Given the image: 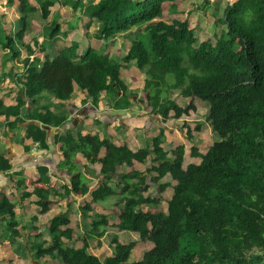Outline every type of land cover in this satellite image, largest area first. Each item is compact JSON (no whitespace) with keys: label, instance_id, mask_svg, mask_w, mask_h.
<instances>
[{"label":"trees","instance_id":"obj_1","mask_svg":"<svg viewBox=\"0 0 264 264\" xmlns=\"http://www.w3.org/2000/svg\"><path fill=\"white\" fill-rule=\"evenodd\" d=\"M19 1L18 24L0 29V47L16 72L10 85L0 87L8 89L5 95L16 89L12 104L0 96V117L21 119L25 114L30 122L26 136L43 147L39 132L47 135L44 127L62 128L69 120L65 111L56 112L44 100L56 98L66 107L64 103L78 89L95 112L103 95L115 109H128L136 92L123 73L136 68L146 76L150 108L145 113L162 122L152 143L138 149L98 133L79 131L75 137L66 128L65 137L58 136L56 143H61L63 154L60 167L70 178L58 189L52 184L53 164L38 166L40 177L33 190L22 172L15 173L21 177L17 186L22 202L35 196L28 204L29 209L36 208L33 220L59 199L67 203L64 212L46 222L44 231L43 224L35 222L18 227L16 202L0 196V218H11L8 229L16 238L30 232L24 236L27 243L22 241L30 255L37 260L46 257L39 264H52V260L60 264H264V0H235L214 12H210L214 3L207 0ZM61 2L71 6L70 15H89L86 27L98 25L96 36L108 50L88 46L78 51L73 43L52 56L46 53L43 59L35 56L23 63L20 46L28 57L36 52L24 43L36 11H41L45 22L39 35L51 39L62 24L57 21L60 16L51 23L49 18ZM200 10H205V19L199 17ZM172 13L181 16H169ZM120 34L131 43L116 54L113 46ZM35 44L43 51L44 42L35 39ZM8 75L4 72L0 83ZM197 100L208 105L207 121L219 139L205 153L193 146L192 155L200 160L185 165L184 145L163 147L164 124L196 109ZM96 122L104 123L101 117ZM78 154L91 166L99 163L102 181L96 186L75 161ZM11 167L0 154V171ZM111 180L116 188L109 184ZM167 186L173 192L165 210L160 195ZM74 195L84 198L76 209L88 228L82 235L72 227ZM114 195L118 198L112 217L104 209L97 211L100 202ZM108 229L115 231L106 233ZM126 230L153 242L140 259H132L134 241L120 240L119 231ZM105 234L111 253L97 255L91 242L101 244Z\"/></svg>","mask_w":264,"mask_h":264},{"label":"rangeland","instance_id":"obj_2","mask_svg":"<svg viewBox=\"0 0 264 264\" xmlns=\"http://www.w3.org/2000/svg\"><path fill=\"white\" fill-rule=\"evenodd\" d=\"M33 0H29L31 3ZM86 2L90 3L89 0H85ZM94 1V0H92ZM214 3V0H207ZM8 1L5 2L0 1V29H5L8 27L12 29L13 25L15 27L17 21H19L20 17V1L14 0V2L10 5L7 4ZM217 7H226L228 4L225 0H220L219 2L215 3ZM86 5V4H85ZM82 8V7H81ZM215 8H211L210 12H214ZM71 6L68 3H58L52 8V14L50 15V23L53 21V17L60 18L57 20L59 21L62 26L60 31L51 39H48L47 36L42 35L44 33L43 25L45 22L40 18L41 11L37 10L34 20H32V25L30 30L26 33L24 37V43H29L35 49V54L31 57L26 56V49L23 46L21 47L22 50V60L25 63L26 59L29 58L30 62L35 59V56L40 57L41 59L45 58L46 53H49L51 56L56 54L58 51L71 46L73 43L78 44V51H83L88 46H92L100 52L107 51L108 48L105 45L104 40L98 39L96 36V30H98V25L93 23L92 26L88 29L86 27L87 21L90 19L89 15L84 13H79L76 15H70ZM85 9V8H84ZM88 10V7L86 8ZM39 16V17H38ZM169 16H173L169 14ZM181 16L179 15H174ZM173 16V17H174ZM199 17L205 19V10L199 11ZM17 20V21H16ZM171 20V18H169ZM48 23V25L50 24ZM18 24V23H17ZM39 33H42L39 35ZM122 36V37H121ZM35 39L38 40L40 43L43 44V51L38 50V45L35 44ZM130 40L123 38V35L120 34L119 37L116 39L113 51L116 54H121L124 47L128 48L130 46ZM7 51L2 50L0 47V73L3 71H7L10 65H13L12 62L6 61ZM12 72L11 80H14L16 76V72L10 69ZM124 78L126 79L130 89L135 90L136 95H132V99L135 100L131 104L128 109L124 110H117L110 102L108 103L105 95L101 97L102 102L98 107V110L88 108L89 105H86L88 102L83 101V95L81 92L76 89L73 96L70 100L66 101L64 105L66 107H62L59 100L56 98H51L49 100H44L43 103H51L52 107L56 108V112L65 111L68 116L69 120L66 122L65 127L58 128V131L51 130L49 127L50 134L52 137H55V141H50L46 132L41 130L39 132V137H44L42 140V146H40L39 142L37 145L39 148L42 149H50V152L53 151L57 145V152L59 151L60 158L63 159V154L60 150V142L56 143L58 136L65 137V130L69 128L71 130V134L75 137L78 136V132L81 131L83 133H98L102 137H109L112 141L117 142L118 144L128 143L130 147L133 149H138L140 147H145L149 143H152L154 136H156L161 129V118L159 117L160 121L157 122L155 117H150L145 113V109L148 107V93L145 91V73L140 72L136 68H130L124 70ZM9 80V78H7ZM5 79H3L4 82ZM14 89V88H13ZM59 102V103H58ZM179 102L183 103V100H179ZM186 103V102H185ZM144 107H142V105ZM196 109L190 110L188 114L183 115L180 119H168L165 121V131H164V139H163V147L167 150L174 149L179 145L185 146L186 151V159L185 165L190 162H198L200 160L199 156L194 157L192 155L193 146L197 147L198 152L205 153L212 143L219 139V135L214 133L210 123L207 121V112H208V105L206 103L197 100L195 102ZM71 105H76L77 107L74 108ZM150 108V107H148ZM72 111V113H71ZM101 117L105 123L96 122V119ZM24 118V117H23ZM21 120V119H20ZM107 123V124H106ZM199 125L200 128H197ZM28 126H20L16 125L12 129L16 132V138L21 139L26 137L27 128ZM48 127V126H47ZM46 128V127H45ZM189 133H191L192 138L189 137ZM191 139H189V138ZM68 138V137H67ZM31 141H36L33 137L30 138ZM46 144V145H45ZM48 147V148H47ZM104 153V151H103ZM52 161L53 164L52 168L55 169V172L58 174V178L54 183L56 188L62 187L65 180L66 182L70 178L67 174L66 169L60 167L58 160L53 157ZM76 162L79 164V168L85 174L86 177L91 178V180L95 183L101 182L102 178L100 179V165L99 163H95L93 166L87 164V160L82 157L80 154L76 157ZM55 165V166H54ZM90 165V166H89ZM59 167V168H58ZM95 171V172H94ZM129 171V170H128ZM65 179V180H64ZM168 179V178H167ZM166 179V180H167ZM109 184L116 188L114 180L109 181ZM30 190L34 188V184L27 185ZM157 188V187H156ZM154 190L152 187L149 191ZM173 192V188L167 186L166 190L160 195V201L163 208L167 209V201L171 198ZM158 196V194H156ZM76 196V195H74ZM117 196L108 197L105 201L100 202L98 205L100 207L97 208V211H103L109 217H112L113 211V204L117 200ZM62 204L59 206H54L53 209L49 210L47 213L38 214V222L33 220V216L36 215L37 212L30 211L29 206L22 208L21 204L16 207V215L15 219L17 223L23 225V221H31V224L34 222L38 225L43 224L44 231L47 229L45 226L46 222H48L52 217L59 214L60 212H64L67 209L66 200L59 199ZM65 200V201H64ZM84 198L78 197V202L83 203ZM25 205H27L25 203ZM75 209L78 210V204L76 203ZM102 206V207H101ZM103 206L107 208H103ZM115 210H119L115 208ZM72 212V211H71ZM77 212V211H76ZM75 212V215H76ZM73 213V212H72ZM78 214V213H77ZM82 212L79 213V216L76 217L72 216V227L74 232L78 235H82L85 231L88 230L86 224H84L82 217ZM79 217V218H78ZM11 218L5 217L0 218V242L1 248L0 254L4 252V255H0V264H39L38 262H43L46 257H42V259L37 260L35 257H32L28 250L26 249L25 244L22 241L27 243V240L24 239V236L16 238L15 234L8 229L9 222ZM113 232L115 229H108L107 232ZM47 232V231H46ZM27 235H29V231H26ZM24 235V232H23ZM105 234L103 237L100 238L101 244L97 240H93L91 242L92 250L97 255L102 254H109L111 253L110 246L108 244V236ZM120 240L131 242L134 241L136 243L135 248L133 250L132 259H140L144 252L150 249L153 246L152 241H143L140 239L139 234L130 232V231H119ZM23 238V239H22ZM22 245V247H21ZM52 264H60L57 260L50 261ZM44 264V263H43Z\"/></svg>","mask_w":264,"mask_h":264},{"label":"crops","instance_id":"obj_3","mask_svg":"<svg viewBox=\"0 0 264 264\" xmlns=\"http://www.w3.org/2000/svg\"><path fill=\"white\" fill-rule=\"evenodd\" d=\"M2 2H5L6 0H0ZM8 1V0H7ZM215 1V0H214ZM219 2V1H217ZM216 1L214 2L215 7ZM12 65H10L9 69L7 71H3L0 73V76L4 74V72L7 74L9 73L10 76H12ZM10 71V72H9ZM9 75L7 77H4V82L0 83V87L10 85L11 78ZM9 78V80L7 79ZM15 86V85H14ZM14 88V87H13ZM15 88L11 90V92L7 95H5L4 92H7V88L0 89V96L5 99V103L7 105L12 104L14 102L13 96L15 92ZM86 105H89L88 108H91V104L87 103ZM78 108V107H77ZM30 109V107L28 108ZM92 109L95 110V108L92 106ZM98 110V109H97ZM99 111V110H98ZM72 113V112H71ZM25 114H23L20 118L21 120L17 118H10L6 119L4 117H0V154H3L10 162L11 169L8 171H0V196L2 194H5L8 196L12 201L16 202V207L21 204L22 208L28 206L30 202L35 200V196H32L28 199H26L24 202H22L21 197L22 194L19 192L18 184L17 182L20 180V176H17L16 172H22V176L26 179V185H32L36 184V181H38L40 174L38 170L39 165H44L45 163L55 164L51 159L53 157L56 158V161L58 160V163L60 161V153L57 152V145L53 151L50 152V149H40L37 145L38 143L31 141L29 137L17 139L16 138V132L12 129L16 125H22L27 126L30 122L28 120H25L24 117ZM9 121V124H7ZM40 126H44L41 122H37ZM105 123V122H104ZM107 124V123H106ZM45 128V127H44ZM48 133V137L50 141H55V137L50 134V131L48 127H46ZM53 130L58 131V128H53ZM28 147V148H27ZM55 166V165H54ZM53 178H52V184L54 186L55 181L57 180L58 176L54 174L55 169H53ZM65 180V179H64ZM56 188V187H55ZM60 188V187H58ZM57 188V189H58ZM33 190V189H32ZM52 201H54V197H51ZM72 201V200H71ZM76 203H78V197L76 196ZM25 203L27 205H25ZM82 204V202H80ZM61 203L60 200L57 201L56 206H59ZM67 205V203H66ZM35 207V206H34ZM54 206H51V209H53ZM36 209V208H35ZM35 209H29L30 211H34ZM50 209V210H51ZM73 213L71 216H75V206H73L72 209ZM79 216V215H77ZM81 216V214H80ZM79 218V217H78ZM28 226L31 225V221H23ZM38 222V220H37ZM18 227H21L20 225ZM24 236L27 237V233L24 232ZM2 242H0L1 245ZM0 249L1 246H0ZM3 251V249H2ZM1 256L4 255V252L0 254Z\"/></svg>","mask_w":264,"mask_h":264},{"label":"water","instance_id":"obj_4","mask_svg":"<svg viewBox=\"0 0 264 264\" xmlns=\"http://www.w3.org/2000/svg\"><path fill=\"white\" fill-rule=\"evenodd\" d=\"M215 1L217 2V1H220V0H215ZM225 1L228 4L227 6L230 7L234 3L235 0H225Z\"/></svg>","mask_w":264,"mask_h":264}]
</instances>
